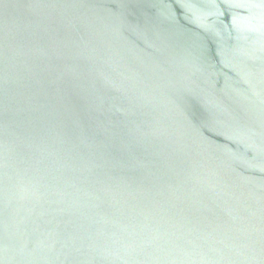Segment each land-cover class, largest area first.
Returning <instances> with one entry per match:
<instances>
[{
  "label": "water",
  "instance_id": "95a60500",
  "mask_svg": "<svg viewBox=\"0 0 264 264\" xmlns=\"http://www.w3.org/2000/svg\"><path fill=\"white\" fill-rule=\"evenodd\" d=\"M0 264H264V0H0Z\"/></svg>",
  "mask_w": 264,
  "mask_h": 264
}]
</instances>
